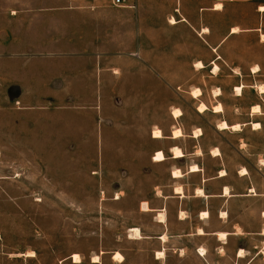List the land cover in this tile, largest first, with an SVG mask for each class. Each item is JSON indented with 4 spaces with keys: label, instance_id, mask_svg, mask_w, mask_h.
<instances>
[{
    "label": "crops",
    "instance_id": "0c3cea01",
    "mask_svg": "<svg viewBox=\"0 0 264 264\" xmlns=\"http://www.w3.org/2000/svg\"><path fill=\"white\" fill-rule=\"evenodd\" d=\"M81 2L84 5L39 8V40L14 56L19 59L7 57L4 61L5 80L17 89L15 98L20 103L31 99L45 102L40 104L44 107L39 113V145L54 146L60 139L75 141L87 124L90 128L85 129L99 134L102 141V109L109 97L121 100L123 107L130 103L139 114L141 99H148L147 106L153 108L157 83L192 81L167 75L168 60L176 61L177 54L184 55V61L178 64L190 69L198 83L206 76L216 78L226 69L228 64L221 52L237 35L257 33L263 41V21L244 26L237 23L236 11L239 6H248L255 17L264 16L260 10L264 0H124L123 6H115L113 0ZM235 27L240 31L234 32ZM5 48L9 50L8 45ZM199 62L203 67L196 66ZM235 73L225 76L236 78ZM239 86L241 94L234 89ZM244 88L233 86L236 97H243ZM196 89L201 90L198 96L194 97L192 90L188 92L196 110L222 115L214 125L216 132L235 134L238 142L209 140L204 125L185 129L178 120L184 115L183 106L173 105L174 110L182 112L175 117L170 111L177 124L166 131L158 126L148 131L153 146L150 160L165 168L164 177L155 181L140 201L137 222L141 223L130 226L125 237L145 243L139 253H147L153 264H263L264 191L257 189L253 175L264 172V150H254L255 143L246 128L250 127L251 134L264 131V120L252 118L263 104L239 101L240 108H247L251 117L243 123L231 122L223 116L226 105L220 88L221 93L213 96L215 101L205 99L201 86ZM63 99L84 100L92 114L85 119L73 110L58 111L57 100ZM46 101L55 107L50 108ZM201 103L207 106L204 112L198 110ZM219 104L222 110L215 112L213 108ZM255 106L260 110L255 111ZM222 121L239 128H219ZM256 122L259 128H254ZM71 126L77 130H71ZM157 127L163 132L161 138L153 136ZM177 128L182 135L174 136ZM246 147H250L247 152ZM173 148L180 149L182 155L176 156ZM158 151L163 152L164 160H155ZM235 154L240 156L238 166L231 158ZM253 160L260 168H255ZM177 170L178 176L174 174ZM123 192L117 191V203ZM144 202L148 210L143 209ZM136 228L140 238L133 237ZM120 249L125 248L117 245L113 249L111 259L129 264L127 251ZM104 253L107 251L97 254L99 262L92 258L91 264H102ZM116 253L123 260H115ZM73 255V263L81 264L82 260L75 262Z\"/></svg>",
    "mask_w": 264,
    "mask_h": 264
},
{
    "label": "rangeland",
    "instance_id": "374dc122",
    "mask_svg": "<svg viewBox=\"0 0 264 264\" xmlns=\"http://www.w3.org/2000/svg\"><path fill=\"white\" fill-rule=\"evenodd\" d=\"M81 1L0 0V264H74L70 258L73 253L80 255L81 264H91L102 251H107L102 254V264H118L111 259L117 245L125 248L122 252L127 251V263L153 264L147 253H139L145 243L125 237L130 226L141 223L137 222L140 201L165 173L162 165L150 160L153 146L149 129H170L176 123L170 111H174L173 105H181L184 115L178 120L185 129L204 125L207 139L237 144L235 134L216 132L214 125L222 115L196 110L188 92L199 86L205 99L213 101L215 90L221 89L226 105L223 116L229 121L243 123L251 117L239 101L248 105L261 101L262 109L252 118L264 120V92L260 89L264 87V41L257 33L245 32L230 40L221 52L228 65L216 78L206 76L196 83L194 73L178 64L184 55L177 54L176 61L168 60L167 75L192 79L193 83H157L153 108L147 106L148 99H141L140 114L130 103L123 107L121 100L107 98L102 109V141L99 134L87 130V124L75 141L60 139L54 146L39 145V113L44 107L40 104L45 102L31 99L20 103L15 98L17 89L5 80L4 61L7 57L19 59L14 56L39 40V8L84 5ZM248 8L237 7V23L245 26L262 20L264 33V16L255 17ZM8 52L10 55L4 54ZM256 68L259 70L254 72ZM234 72L236 78H226ZM234 85L245 86L243 97H236ZM57 102L60 105L56 107L49 101L46 104L60 112L73 110L85 119L92 114L84 100ZM246 128L254 150H264V131L251 134L250 127ZM190 140L187 137L188 145ZM238 157H231L236 166ZM253 163L260 168L257 161ZM258 172L253 175L254 182L264 191V172ZM120 190L124 192L117 203L114 199Z\"/></svg>",
    "mask_w": 264,
    "mask_h": 264
},
{
    "label": "bare ground",
    "instance_id": "6f19581e",
    "mask_svg": "<svg viewBox=\"0 0 264 264\" xmlns=\"http://www.w3.org/2000/svg\"><path fill=\"white\" fill-rule=\"evenodd\" d=\"M219 8L221 7V5H219L218 6ZM260 10L261 11H263L264 12V5L263 6H260ZM172 21H174V20H172ZM239 30V28L238 27H235L234 29H233V31L234 32H237ZM240 31V30H239ZM262 40L264 41V34H262ZM196 66L197 67H203V64L201 63V62H199V63H197L196 64ZM218 69V66H216V68H215V70H217ZM259 69L258 68H256L255 69V71H258ZM260 89H261V91L262 92H264V87H260ZM236 91H237V93L238 94H241L242 93V87H237L236 88ZM221 93V91L219 90V89H217V90H215V94L216 95H219ZM199 94H201V90L200 89H195V90H193L192 91V95L195 97V96H198ZM207 109V106L204 104V103H201L200 105H199V108H198V110L200 111V112H204L205 110ZM214 111L215 112H220L221 110H222V106L219 104V105H216V106H214ZM254 110L255 111H259L260 110V107L259 106H255L254 107ZM182 114V112H181V110H179V109H175L174 110V112H173V115L175 116V117H179L180 115ZM254 128H259L260 127V123H258V122H256V123H254ZM219 128H222V129H224V128H232V129H234V130H236V129H238L239 128V125H232V126H229L228 124H227V122H225V121H222V122H220L219 123ZM198 132L199 131H196L195 133L196 134H198ZM200 132H201V130H200ZM199 132V133H200ZM174 136H180V135H182V131L180 130V129H178L177 128V130H175L174 132ZM153 136L155 137V138H161L162 136H163V132L161 131V129H159L158 127L156 128V129H154V131H153ZM174 149V153H175V155L176 156H181L182 155V151L180 150V149H178V148H173ZM159 157V158H158ZM155 160H157V161H159V160H164V154H163V152H159L158 151V153L156 154V157H155ZM192 169L193 170H196L197 169V167L196 166H193L192 167ZM174 174L175 175H180V171H175L174 172ZM143 205H142V207H143V209L144 210H148V203H146V202H144V203H142ZM206 214V213H205ZM134 234H133V237H135V238H140L141 237V233H140V230L138 229V228H136V229H134ZM221 236H224V235H221ZM29 253H34L33 251H29ZM159 256H163V253H159ZM73 258H74V261L75 262H81V257H80V255L79 254H77V253H75L74 255H73ZM114 259L115 260H118V261H121V260H123V256L120 254V253H116L115 254V256H114ZM93 261L94 262H99L100 261V257H99V255H96V256H94L93 257Z\"/></svg>",
    "mask_w": 264,
    "mask_h": 264
},
{
    "label": "built area",
    "instance_id": "2783aa9c",
    "mask_svg": "<svg viewBox=\"0 0 264 264\" xmlns=\"http://www.w3.org/2000/svg\"><path fill=\"white\" fill-rule=\"evenodd\" d=\"M113 4L115 6H123L124 5V0H113Z\"/></svg>",
    "mask_w": 264,
    "mask_h": 264
},
{
    "label": "snow or ice",
    "instance_id": "6c2138e0",
    "mask_svg": "<svg viewBox=\"0 0 264 264\" xmlns=\"http://www.w3.org/2000/svg\"><path fill=\"white\" fill-rule=\"evenodd\" d=\"M159 158V157H158Z\"/></svg>",
    "mask_w": 264,
    "mask_h": 264
}]
</instances>
